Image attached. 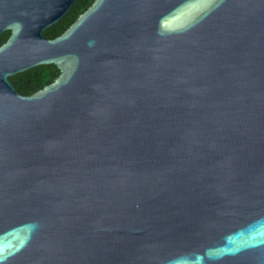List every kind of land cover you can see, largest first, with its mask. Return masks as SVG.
<instances>
[{"label": "water", "instance_id": "1", "mask_svg": "<svg viewBox=\"0 0 264 264\" xmlns=\"http://www.w3.org/2000/svg\"><path fill=\"white\" fill-rule=\"evenodd\" d=\"M77 1L0 0V264H264V0Z\"/></svg>", "mask_w": 264, "mask_h": 264}, {"label": "trees", "instance_id": "2", "mask_svg": "<svg viewBox=\"0 0 264 264\" xmlns=\"http://www.w3.org/2000/svg\"><path fill=\"white\" fill-rule=\"evenodd\" d=\"M92 2L93 0H78L67 15L57 24L47 28L43 35L47 39L59 36ZM8 36L9 32L0 34V45L6 41ZM58 74L54 65H41L11 77L10 81L20 94L29 96L54 81Z\"/></svg>", "mask_w": 264, "mask_h": 264}]
</instances>
